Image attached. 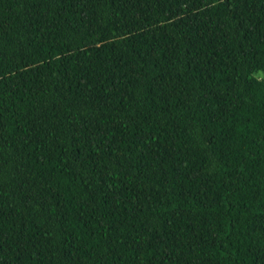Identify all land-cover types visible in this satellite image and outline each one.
Masks as SVG:
<instances>
[{
	"label": "trees",
	"instance_id": "trees-1",
	"mask_svg": "<svg viewBox=\"0 0 264 264\" xmlns=\"http://www.w3.org/2000/svg\"><path fill=\"white\" fill-rule=\"evenodd\" d=\"M0 264H264V0H0Z\"/></svg>",
	"mask_w": 264,
	"mask_h": 264
}]
</instances>
